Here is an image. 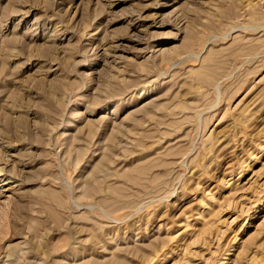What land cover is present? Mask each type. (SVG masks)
I'll use <instances>...</instances> for the list:
<instances>
[{"label":"rangeland","instance_id":"1","mask_svg":"<svg viewBox=\"0 0 264 264\" xmlns=\"http://www.w3.org/2000/svg\"><path fill=\"white\" fill-rule=\"evenodd\" d=\"M0 264H264V0H0Z\"/></svg>","mask_w":264,"mask_h":264}]
</instances>
